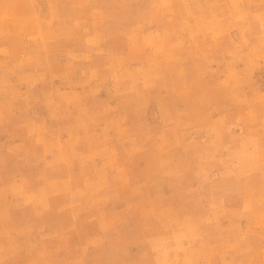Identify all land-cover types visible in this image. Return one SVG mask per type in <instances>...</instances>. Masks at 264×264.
<instances>
[{"label":"rangeland","instance_id":"obj_1","mask_svg":"<svg viewBox=\"0 0 264 264\" xmlns=\"http://www.w3.org/2000/svg\"><path fill=\"white\" fill-rule=\"evenodd\" d=\"M0 264H264V0H0Z\"/></svg>","mask_w":264,"mask_h":264}]
</instances>
